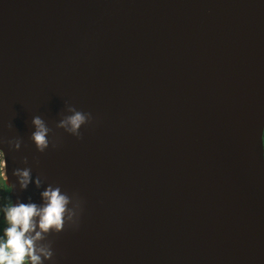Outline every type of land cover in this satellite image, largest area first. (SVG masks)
I'll list each match as a JSON object with an SVG mask.
<instances>
[{"label": "water", "instance_id": "1", "mask_svg": "<svg viewBox=\"0 0 264 264\" xmlns=\"http://www.w3.org/2000/svg\"><path fill=\"white\" fill-rule=\"evenodd\" d=\"M68 106L82 139L56 127ZM262 132L264 0H0L7 195L81 201L45 264H264Z\"/></svg>", "mask_w": 264, "mask_h": 264}, {"label": "clouds", "instance_id": "2", "mask_svg": "<svg viewBox=\"0 0 264 264\" xmlns=\"http://www.w3.org/2000/svg\"><path fill=\"white\" fill-rule=\"evenodd\" d=\"M67 112L70 114L63 116L56 127L77 139H82L80 130L92 123V115L72 106L67 107ZM31 124L35 129L31 134V141L38 152L44 153L49 149L50 143L53 148L57 147L54 142L49 140L52 130L40 116H34ZM261 142L264 145V132L261 134ZM7 143L11 150L18 151L22 141L13 139ZM0 156L3 157L0 165L4 169L5 179L8 183L5 153L2 150H0ZM22 163L27 165L28 159L24 158ZM36 163L38 164V161ZM31 171L30 167H25L17 168L13 172L22 191H26L29 184L32 183ZM42 183V179L37 176L35 187L40 189ZM4 187L6 188V186ZM8 187L11 192L15 189L14 184L8 183ZM5 191L7 193V188ZM40 195L41 204L32 202L31 198L27 203L19 200L14 203L8 195L0 197L7 201L0 208L2 220L6 223L2 234H0V264H45V262H50L53 260L54 252L52 242L48 240V237L60 234L66 227L78 226L82 209L81 201L76 194L69 196L59 186L48 185Z\"/></svg>", "mask_w": 264, "mask_h": 264}, {"label": "rangeland", "instance_id": "3", "mask_svg": "<svg viewBox=\"0 0 264 264\" xmlns=\"http://www.w3.org/2000/svg\"><path fill=\"white\" fill-rule=\"evenodd\" d=\"M0 161H1V156H0ZM3 174H2V166L0 165V197H4V186H5V183H4V180H3ZM2 201L3 199H0V208H2ZM6 226V223L4 222V225L3 227Z\"/></svg>", "mask_w": 264, "mask_h": 264}, {"label": "flooded vegetation", "instance_id": "4", "mask_svg": "<svg viewBox=\"0 0 264 264\" xmlns=\"http://www.w3.org/2000/svg\"><path fill=\"white\" fill-rule=\"evenodd\" d=\"M263 148H264V145H263ZM263 157H264V154H263ZM4 195H7L6 191H4ZM6 203H7L6 199H3L2 206H4V204ZM3 225H4V221L2 220V213H0V234H2Z\"/></svg>", "mask_w": 264, "mask_h": 264}, {"label": "trees", "instance_id": "5", "mask_svg": "<svg viewBox=\"0 0 264 264\" xmlns=\"http://www.w3.org/2000/svg\"><path fill=\"white\" fill-rule=\"evenodd\" d=\"M6 190V188L4 187V191Z\"/></svg>", "mask_w": 264, "mask_h": 264}]
</instances>
